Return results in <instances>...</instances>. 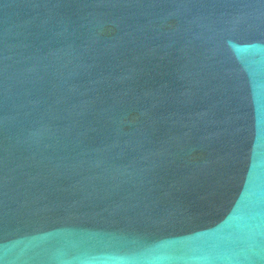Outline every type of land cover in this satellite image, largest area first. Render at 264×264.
Here are the masks:
<instances>
[{
  "label": "water",
  "instance_id": "1",
  "mask_svg": "<svg viewBox=\"0 0 264 264\" xmlns=\"http://www.w3.org/2000/svg\"><path fill=\"white\" fill-rule=\"evenodd\" d=\"M0 264H264V0H0Z\"/></svg>",
  "mask_w": 264,
  "mask_h": 264
}]
</instances>
